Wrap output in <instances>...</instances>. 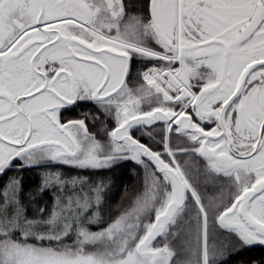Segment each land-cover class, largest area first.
Returning a JSON list of instances; mask_svg holds the SVG:
<instances>
[{"label": "snow or ice", "instance_id": "1", "mask_svg": "<svg viewBox=\"0 0 264 264\" xmlns=\"http://www.w3.org/2000/svg\"><path fill=\"white\" fill-rule=\"evenodd\" d=\"M0 264H264V0H0Z\"/></svg>", "mask_w": 264, "mask_h": 264}]
</instances>
